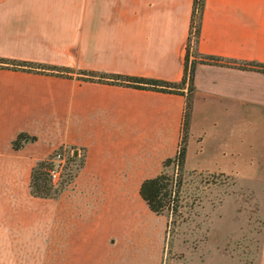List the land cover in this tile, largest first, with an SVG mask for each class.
Instances as JSON below:
<instances>
[{
  "label": "crops",
  "instance_id": "crops-1",
  "mask_svg": "<svg viewBox=\"0 0 264 264\" xmlns=\"http://www.w3.org/2000/svg\"><path fill=\"white\" fill-rule=\"evenodd\" d=\"M192 6L0 0V57L74 69L0 66V264H161L168 217L148 208L139 187L173 173L163 160L178 148L188 79L175 93L79 71L181 81ZM193 44L189 58L264 64V0H204ZM193 85L184 172L230 175L236 188L221 204L255 197L254 264H264V70L198 61ZM20 132L35 138L15 148ZM60 148L82 165L57 196L34 195L32 167Z\"/></svg>",
  "mask_w": 264,
  "mask_h": 264
},
{
  "label": "rangeland",
  "instance_id": "rangeland-1",
  "mask_svg": "<svg viewBox=\"0 0 264 264\" xmlns=\"http://www.w3.org/2000/svg\"><path fill=\"white\" fill-rule=\"evenodd\" d=\"M78 162L69 154L61 182L73 176ZM193 174L183 172L177 211H163L168 219L161 264H254L260 226L255 197H229L221 204L223 191L236 188L234 179L222 173Z\"/></svg>",
  "mask_w": 264,
  "mask_h": 264
},
{
  "label": "trees",
  "instance_id": "trees-1",
  "mask_svg": "<svg viewBox=\"0 0 264 264\" xmlns=\"http://www.w3.org/2000/svg\"><path fill=\"white\" fill-rule=\"evenodd\" d=\"M204 0H193L189 37L185 55L184 74L182 80L179 82L167 81L162 79L146 78L124 74H108L98 73L93 70H80V77L87 80H96L108 83H117L122 85H129L138 88L156 89L161 91L184 93L182 87L184 82L188 79L187 91L185 93V105L181 121V136L178 148L175 154L163 160V167L174 165L175 171L171 174L164 170L157 175L147 177L142 180L139 187V194L145 200L148 208L154 213H162L169 207L173 212H176L180 203V190L182 185V177L184 172V161L186 154L187 139L190 129V116L192 110V95H193V75L196 62H214L218 64H235L244 68H253L264 70V64L257 61H234L231 59H222L217 56H206L199 59L193 57L189 59L193 43L197 41L200 21L202 16ZM0 66H7L11 68H24L27 70L46 71L61 75L71 76L74 69L57 66L37 64L32 61H14L0 57ZM33 135L26 132H20L13 140V147L19 148L24 141L34 139ZM73 158V157H72ZM75 158H73L74 160ZM76 160V159H75ZM79 162L76 169L82 165V158L77 159ZM50 162L47 158L38 160L31 170L30 191L37 196L55 197L59 194L61 189L69 182H59L58 186L53 184L48 176V167ZM75 169V170H76ZM74 174V173H73Z\"/></svg>",
  "mask_w": 264,
  "mask_h": 264
},
{
  "label": "built area",
  "instance_id": "built-area-1",
  "mask_svg": "<svg viewBox=\"0 0 264 264\" xmlns=\"http://www.w3.org/2000/svg\"><path fill=\"white\" fill-rule=\"evenodd\" d=\"M71 153V151H67L64 148L55 149L48 158L50 162V165L47 169L48 176L53 184H57L61 181L62 173L67 163V158Z\"/></svg>",
  "mask_w": 264,
  "mask_h": 264
}]
</instances>
